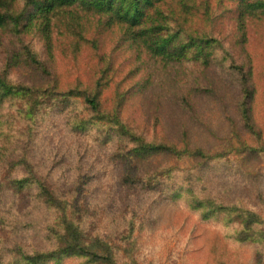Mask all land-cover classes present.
Segmentation results:
<instances>
[{
  "label": "trees",
  "instance_id": "1",
  "mask_svg": "<svg viewBox=\"0 0 264 264\" xmlns=\"http://www.w3.org/2000/svg\"><path fill=\"white\" fill-rule=\"evenodd\" d=\"M6 40L0 264H141L149 232L192 245L217 225L227 250L264 264L250 205L264 193V0H0ZM65 110L84 151L51 147ZM107 180L119 190L91 191Z\"/></svg>",
  "mask_w": 264,
  "mask_h": 264
},
{
  "label": "rangeland",
  "instance_id": "2",
  "mask_svg": "<svg viewBox=\"0 0 264 264\" xmlns=\"http://www.w3.org/2000/svg\"><path fill=\"white\" fill-rule=\"evenodd\" d=\"M30 38L25 40L27 48L35 52L38 55L39 60L42 62L49 56V50H45L43 40L38 36L30 33ZM17 45L10 43V40H6L5 43L0 44V70L4 68L6 61H8L7 56H13L16 58L17 50H8L9 48L15 49ZM20 46V45H19ZM21 48V46H20ZM27 53V50H23ZM24 54V53H23ZM26 54H24L25 56ZM50 58V56H49ZM17 58L13 61H16ZM19 68V66H17ZM25 79L26 83H30V76L25 74L24 76H19L17 73L11 72L10 79L12 81H20V78ZM10 113V110H9ZM54 118L60 124L62 131H56L51 129L47 135H53V151H59L62 149H78V151H84L82 141L75 137L65 135L77 121V117L73 113H69L68 110L59 111L55 113ZM50 125L47 122V126ZM94 126L91 125V128ZM65 130V134L63 131ZM46 135V136H47ZM109 157V163L106 165L107 170L110 169V174L114 176L116 174V167L118 165V160L114 155V150L110 147L99 150ZM77 152V151H76ZM74 152V154L76 153ZM110 166V168H109ZM103 173L95 174V178L103 177ZM119 190L118 186L110 181H100L95 183L91 191L96 193H106L108 191ZM167 191L161 192L159 195L167 194ZM263 201L258 200V195H253L250 198V205L252 209L258 211L264 217V193H261ZM185 197H181L178 200L179 204H183ZM184 208V206H183ZM187 210L186 208H184ZM192 210L193 208L190 207ZM194 217H198L192 213ZM186 218L185 224L187 225L186 231L191 228V218L183 215ZM180 223H184L180 220ZM220 226H208V228H203L200 232V237L193 241L191 245L189 241H185L183 235L180 231L175 232H149L144 235L140 240L141 249L138 255V259L141 264H245L246 255H242L241 252L232 249H226L220 241Z\"/></svg>",
  "mask_w": 264,
  "mask_h": 264
}]
</instances>
